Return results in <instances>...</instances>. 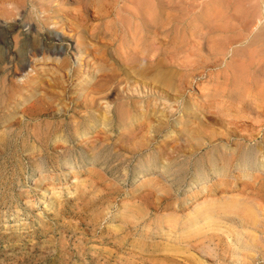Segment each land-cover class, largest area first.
<instances>
[{
  "label": "rangeland",
  "instance_id": "rangeland-1",
  "mask_svg": "<svg viewBox=\"0 0 264 264\" xmlns=\"http://www.w3.org/2000/svg\"><path fill=\"white\" fill-rule=\"evenodd\" d=\"M261 1L0 0V264H264Z\"/></svg>",
  "mask_w": 264,
  "mask_h": 264
},
{
  "label": "bare ground",
  "instance_id": "bare-ground-1",
  "mask_svg": "<svg viewBox=\"0 0 264 264\" xmlns=\"http://www.w3.org/2000/svg\"><path fill=\"white\" fill-rule=\"evenodd\" d=\"M42 1V0H41ZM44 1V0H43ZM40 2V1H39ZM261 2H263V0L261 1ZM35 3V2H34ZM48 4H51V3H48ZM39 5H40V3H39ZM46 6V5H45ZM45 6H43V7H45ZM260 6H261V4H260ZM264 6V5H263ZM37 7V6H36ZM42 7V6H41ZM47 8V7H46ZM44 11V10H43ZM45 12V11H44ZM263 13V12H262ZM263 15V14H262ZM41 20V19H40ZM46 20V19H45ZM5 22V21H4ZM48 22V21H47ZM44 23V22H43ZM45 24V23H44ZM157 24V23H156ZM6 25V24H5ZM46 25V24H45ZM264 25V24H263ZM3 26H4V24H3ZM8 26V25H7ZM11 28H13V27H11ZM50 28V27H49ZM260 28H262V27H260ZM10 29V28H9ZM14 29V28H13ZM28 29H30V28H28ZM27 29V30H28ZM45 29V28H44ZM74 29V28H73ZM26 30V29H25ZM46 30V29H45ZM65 30V29H64ZM156 30V29H155ZM260 30H262V29H260ZM0 31H2V29L0 30ZM4 31V30H3ZM20 31V30H19ZM31 31V30H30ZM50 31V30H49ZM79 31V30H78ZM158 31V30H157ZM5 33V32H4ZM27 33V32H26ZM58 33V32H57ZM25 34V33H24ZM37 34V33H36ZM35 34V35H36ZM67 34H68V32H67ZM70 34V33H69ZM264 34V33H263ZM6 36H7V32H6V34H5ZM258 35V34H257ZM262 35V33L259 35V36H261ZM37 36V35H36ZM39 36V35H38ZM58 36V35H57ZM67 36V35H66ZM69 36V35H68ZM259 36H257V37H259ZM263 36V35H262ZM1 37V36H0ZM50 37V36H49ZM54 37V36H53ZM52 37V38H53ZM70 37H71V34H70ZM7 38V37H6ZM67 38V37H66ZM73 38V37H72ZM254 38V37H253ZM253 38H251V39H253ZM2 39H3V37H2ZM11 39V38H10ZM28 39V38H27ZM36 39V38H35ZM55 39V38H54ZM62 39V38H61ZM237 39V38H236ZM255 39V38H254ZM13 40H15V39H13ZM19 40V39H18ZM17 40V41H18ZM40 40V39H39ZM89 40V39H88ZM256 40H258V39H256ZM256 40H255V43H256ZM72 41H73V39H72ZM235 41V40H234ZM251 41V40H250ZM4 42V41H3ZM217 42V41H216ZM232 42H233V40H232ZM6 43V42H5ZM22 43H24V42H22ZM36 43H38V42H36ZM86 43V42H85ZM257 43H259V42H257ZM256 43V44H257ZM9 44H10V42H9ZM12 44V43H11ZM19 44H20V42H19ZM43 44V43H42ZM16 45V44H15ZM26 45V44H25ZM29 45V44H28ZM214 44H212V46H213ZM228 45V44H227ZM230 46H233V45H231V44H229ZM255 45V44H254ZM1 46V45H0ZM85 46V45H84ZM212 46H210V47H212ZM226 46V45H225ZM9 47V46H8ZM25 48H26V46H24ZM29 47H30V45H29ZM63 47V46H62ZM62 47H61V49H62ZM100 47V46H99ZM215 47H216V45H215ZM220 47V46H219ZM227 47V46H226ZM225 47V48H226ZM11 48V47H10ZM38 48V47H37ZM101 48H102V46H101ZM108 48V47H107ZM225 48H224V50H225ZM236 48V47H235ZM8 49V48H7ZM19 48H17V50H18ZM31 49V48H30ZM43 49V48H42ZM78 49H80L81 50V48H78ZM102 49H104V47L102 48ZM228 49V48H227ZM2 50H4V49H2ZM17 50H15V51H17ZM60 50V49H59ZM74 50V49H73ZM99 50H101L100 48H99ZM212 50H213V48H211V52H212ZM218 50H219V48H218ZM14 51V50H13ZM14 51V52H15ZM21 51H23V50H21ZM29 51V50H28ZM27 51V52H28ZM33 51H34V48H33ZM62 51V50H61ZM65 51V50H64ZM228 51V50H227ZM9 52V51H8ZM18 52V51H17ZM16 52V53H17ZM58 52V51H57ZM84 52V51H83ZM88 52V51H87ZM210 52V53H211ZM220 52V51H219ZM223 52V51H222ZM19 53V52H18ZM39 53H40V51H39ZM38 53V54H39ZM45 53V52H44ZM56 53V52H55ZM61 53V52H60ZM99 53H101V52H99ZM215 53H217V52H215ZM224 53V52H223ZM238 53V52H237ZM9 54V53H8ZM36 54H37V52H36ZM175 54V53H174ZM226 54V53H225ZM224 54V55H225ZM231 54H232V52H231ZM15 55H17V54H15ZM20 55V54H19ZM30 55V54H29ZM62 55V54H61ZM60 55V56H61ZM115 55V54H114ZM215 55V54H214ZM217 55V54H216ZM31 56V55H30ZM40 56V55H39ZM52 56V55H51ZM51 56H49V57H51ZM82 56V55H81ZM13 57V56H12ZM20 57H21V55H20ZM26 57V56H25ZM37 57V56H36ZM42 57V56H41ZM45 57V56H44ZM49 57H45V58H49ZM59 57V56H58ZM79 56L77 55V58H78ZM85 57V56H84ZM83 57V58H84ZM88 57V56H87ZM104 57H105V55H104ZM1 58V57H0ZM14 58V57H13ZM54 58V57H53ZM57 58V57H56ZM80 58V57H79ZM78 58V59H79ZM86 58V57H85ZM8 59V58H7ZM38 59V58H37ZM43 59V58H42ZM52 59V58H51ZM55 59V58H54ZM60 58H58V60H59ZM76 59V58H75ZM145 59V58H144ZM144 59H142V60H144ZM14 60V59H13ZM18 60V59H17ZM32 60L33 59H31V62H32ZM35 60V59H34ZM44 60V59H43ZM47 60V59H46ZM53 60V59H52ZM57 60V61H58ZM141 60V59H140ZM139 60V61H140ZM36 61V60H35ZM42 61V60H41ZM145 61V60H144ZM20 62V61H19ZM30 62V61H29ZM160 62H161V60H160ZM34 63V62H33ZM37 63V62H36ZM40 63V62H39ZM64 63V62H63ZM126 63V62H125ZM124 63V64H125ZM153 63V62H152ZM30 64V63H29ZM45 64V63H44ZM84 64V63H83ZM85 64H88V63H85ZM33 65V64H32ZM79 65H81V64H79ZM153 65V64H152ZM88 66V65H87ZM116 66V65H115ZM246 66V65H245ZM249 66V65H248ZM81 67V66H80ZM79 67V68H80ZM157 67H160V66H157ZM166 67V66H165ZM254 67V66H253ZM54 68V67H53ZM56 68V67H55ZM146 68V67H145ZM151 68H152V66H151ZM158 69V68H157ZM164 69V68H163ZM163 69H161V71L163 70ZM240 69V68H239ZM87 70H88V68H87ZM120 70H121V68H120ZM137 70V69H136ZM155 70H156V68H155ZM83 71V70H82ZM62 72V71H61ZM77 73V72H76ZM127 73V72H126ZM125 74V73H124ZM109 76V75H108ZM108 76H107V78H108ZM112 76H114V75H112ZM112 76H110V77H112ZM127 76V75H126ZM116 77V76H115ZM125 77V76H124ZM123 77V78H124ZM61 78H62V76H61ZM69 79H70V77H69ZM139 79V78H138ZM172 79V78H171ZM79 80V79H78ZM82 80V79H81ZM107 80V79H106ZM112 80V79H111ZM114 80V79H113ZM112 80V81H113ZM31 81V80H30ZM62 81V80H61ZM109 81H110V79H109ZM136 81V80H135ZM104 83L106 82V81H103ZM116 82V81H115ZM55 83V82H54ZM66 83V82H65ZM77 83V82H76ZM106 83H109V82H106ZM127 84L129 83V82H126ZM125 83V84H126ZM62 84V83H61ZM114 84V83H113ZM121 84V83H120ZM126 84V85H127ZM59 85V84H58ZM108 85H110V83L108 84ZM115 85V84H114ZM119 85V84H118ZM133 85H135V84H133ZM99 86V85H98ZM104 86V85H103ZM125 86V85H124ZM55 87V86H54ZM96 87V86H95ZM107 87V86H106ZM115 86H113V88H114ZM117 87H119V86H117ZM171 87V86H170ZM111 88V87H110ZM120 88H122V87H120ZM172 88V87H171ZM93 89V88H92ZM96 89V88H95ZM84 90V89H83ZM88 91V90H87ZM99 91H101V90H99ZM136 91V90H135ZM134 91V92H135ZM138 91V90H137ZM152 91V90H151ZM61 92V91H60ZM76 92H77V90H76ZM88 93V92H87ZM122 93V92H121ZM124 93V92H123ZM128 93V92H127ZM155 93V92H154ZM156 93H158V92H156ZM155 93V94H156ZM58 94V93H57ZM89 94V93H88ZM96 94V93H95ZM105 94H107V92L106 93H104V95ZM46 95V94H45ZM54 95V94H53ZM60 95V94H59ZM76 95V94H75ZM108 95H109V93H108ZM111 95H113V94H111ZM161 96V95H160ZM53 97V96H52ZM60 97V96H59ZM40 98H43V97H40ZM39 98V99H40ZM81 98H82V96H81ZM126 98V97H125ZM10 100V99H9ZM50 100V99H49ZM72 100H75V99H72ZM144 100V99H143ZM40 101H42V100H40ZM58 101V100H57ZM65 101V100H64ZM77 101V100H76ZM116 101V100H115ZM158 101V100H157ZM167 101V100H166ZM52 102V101H51ZM107 102V101H106ZM154 102V101H153ZM152 102V103H153ZM156 102V101H155ZM41 103H44V102H41ZM46 103V102H45ZM111 103V102H110ZM37 104V103H36ZM45 105V104H44ZM143 105V104H142ZM154 105V104H153ZM49 106V105H48ZM86 106V105H85ZM192 106V105H191ZM42 108H43V106H41ZM45 107V106H44ZM105 107H106V105H105ZM104 107V108H105ZM142 107V106H141ZM189 107V106H188ZM264 107V106H263ZM47 108V107H46ZM65 108H67L66 106H65ZM155 108V107H154ZM153 108V109H154ZM37 109V108H36ZM40 110H41V108H39ZM185 109V108H184ZM264 109V108H263ZM31 110V109H30ZM39 110V111H40ZM43 110V109H42ZM111 110V109H110ZM155 110H156V108H155ZM260 110V109H259ZM262 110V109H261ZM260 110V111H261ZM35 111V110H34ZM39 111H37V112H39ZM103 111V110H102ZM144 111V110H143ZM188 111H189V109H188ZM49 112V111H48ZM59 112V111H58ZM107 112V111H106ZM142 112V111H141ZM146 112V111H145ZM196 112V111H195ZM32 113V112H31ZM51 113V112H50ZM148 113H149V111H148ZM191 113H193V112H191ZM203 113V112H202ZM247 113H249V112H247ZM251 113V112H250ZM254 113V112H253ZM252 113V114H253ZM258 113V112H257ZM24 114V113H23ZM27 114V113H26ZM25 114V115H26ZM30 114V113H29ZM36 114V113H35ZM220 114V113H219ZM256 114V113H255ZM41 115V114H40ZM52 115V114H51ZM50 115V116H51ZM152 115V114H151ZM200 115V114H199ZM212 115V114H211ZM226 115V114H225ZM230 115V114H229ZM245 115V114H244ZM258 115V114H257ZM182 116V115H181ZM227 116V115H226ZM32 117V116H31ZM56 117V116H55ZM153 117V116H152ZM167 117H169L168 115H167ZM184 117H185V115H184ZM247 117V116H246ZM25 118H27V117H25ZM103 118V117H102ZM197 118V117H196ZM209 118V117H208ZM220 118H221V116H220ZM219 117H217V116H211V119H214V120H216V121H218V122H220V125L222 124V123H225L222 119H220ZM242 118H244V117H242ZM248 118V117H247ZM34 119V118H33ZM37 119V118H36ZM39 119V118H38ZM60 119V118H59ZM165 119V118H164ZM55 120H56V118H55ZM94 120V119H93ZM167 120V119H166ZM244 120V119H243ZM54 121V120H53ZM141 121V120H140ZM146 121V120H145ZM165 121V120H164ZM212 121V120H211ZM232 121V120H231ZM237 121H240V120H237ZM92 122V121H91ZM222 122V123H221ZM163 123V122H162ZM177 124V123H176ZM253 124V123H252ZM169 125V124H168ZM167 125V126H168ZM205 125V124H204ZM259 125V124H258ZM184 126V125H183ZM151 127V126H150ZM191 127V126H190ZM230 126H226L225 128H227V130H228V128H229ZM244 127H245V125H235L232 129L231 128H229V131L227 132V136L229 137L228 139H229V141L232 139V138H234L235 140L237 139V138H239L238 140L239 141H241V140H245V139H247L248 140V142L249 143H252V142H254L253 140V136H250V137H248L247 138V136H245L244 134H242L243 132H242V129H244ZM162 128V127H161ZM161 128H158V129H161ZM165 128H166V126H165ZM180 128V127H179ZM197 128V127H196ZM199 128V127H198ZM91 130V129H90ZM200 131V130H199ZM198 131V132H199ZM212 131V130H211ZM152 133V132H151ZM161 133V132H160ZM203 133V132H202ZM200 134V133H199ZM205 134V133H204ZM56 135V134H55ZM61 135V134H60ZM147 135V134H146ZM174 135V134H173ZM211 135V134H210ZM218 134H216V136H217ZM221 135V134H220ZM57 136V135H56ZM59 136V135H58ZM57 136V137H58ZM178 136V135H177ZM202 136H206V134L205 135H202ZM148 137V136H147ZM156 137V136H155ZM154 137V138H155ZM168 137V136H167ZM171 137H172V135H171ZM201 137V136H200ZM208 137V136H207ZM220 137V136H219ZM86 138V137H85ZM193 138V137H192ZM214 138V137H213ZM259 138V137H258ZM135 139V138H134ZM151 139V138H150ZM211 139V138H210ZM210 139H208V141H206V142H204L203 143V147H205V148H208L209 146H212V147H214V146H216V144H215V142H216V140L217 139H214V140H210ZM92 140V139H91ZM110 140V139H109ZM174 140V139H173ZM19 141V140H18ZM61 141V140H60ZM147 141H148V139H147ZM86 142H87V140H86ZM146 142V141H145ZM169 142V141H168ZM171 142V141H170ZM173 142V141H172ZM189 141H187L186 143H188ZM191 142V141H190ZM135 143V142H134ZM151 143H153V142H151ZM192 143V142H191ZM200 143V142H199ZM230 143V142H229ZM17 144V143H16ZM159 144V143H158ZM162 144V143H161ZM166 144H167V142H166ZM190 144V143H189ZM148 145V144H147ZM169 145H171V144H169ZM191 145V144H190ZM248 145V144H247ZM85 146V145H84ZM124 146V145H123ZM131 146V145H130ZM158 146V145H157ZM184 145H181V144H179V145H177V146H174V147H172V148H165L164 149V151H160V157L162 156L163 158H166V160H168L169 159V157H171V156H174V155H182V156H186V157H191L193 154H195V152L194 151H192L191 153H186L187 151H186V147H183ZM198 146V145H197ZM234 146V145H233ZM103 147V146H102ZM119 147V146H118ZM165 147V146H164ZM128 148V147H127ZM137 148V147H136ZM160 148V147H159ZM162 148V147H161ZM189 148V147H188ZM78 149V148H77ZM121 149V148H120ZM124 149V148H123ZM131 149H133V148H131ZM131 149H129V150H131ZM158 149V148H157ZM137 150V149H136ZM139 150V149H138ZM86 152V151H85ZM120 152V151H119ZM123 152V151H122ZM1 153V152H0ZM250 152H247L246 150H244L243 148H241L239 145H237V148L234 150V152L231 154V156L229 157V158H225L224 159V162H223V168H224V171H226V169H228V170H230V168L231 167H235V166H238L239 168L241 167L243 170H256V169H258L259 167L258 166H263L264 167V152H260V156H258L259 158L257 159L256 158V156H253L254 158H250L251 156H249V155H247V154H249ZM256 153H258V155H259V150H257L256 149ZM30 154V153H29ZM128 154V153H127ZM131 154V153H130ZM253 154V153H252ZM13 155V154H12ZM94 155V154H93ZM254 155H256L255 154V151H254ZM135 156V155H134ZM93 158V157H92ZM125 158V157H124ZM129 158V157H128ZM192 158V157H191ZM177 159V158H176ZM36 161V160H35ZM160 161H161V158H160ZM175 161V160H174ZM218 161H219V158L218 159H215V160H213V162H212V166L213 167H216V166H214V165H216L217 163H218ZM37 162V161H36ZM177 162V161H176ZM166 163V162H165ZM14 164V163H13ZM116 164V163H115ZM162 164V163H161ZM185 164V163H184ZM190 164V163H189ZM73 165V164H72ZM8 166V165H7ZM91 166V165H90ZM253 167V168H252ZM93 168V167H92ZM223 168H221V169H218V170H213L214 172L213 173H215V172H219V171H222L223 170ZM62 169V168H61ZM82 169V168H81ZM162 169V168H161ZM77 170V169H76ZM102 170H103V168H102ZM105 170V169H104ZM110 170V169H109ZM156 170V169H155ZM206 170V169H205ZM240 170V169H239ZM74 171V170H73ZM164 171V170H163ZM211 171V170H210ZM242 171V170H241ZM125 172V171H124ZM180 172V171H179ZM187 172H188V170H187ZM251 172V171H250ZM254 172V171H253ZM252 172V173H253ZM263 172V171H262ZM52 173V172H51ZM104 173V172H103ZM169 173V172H168ZM177 173V172H176ZM212 173V174H213ZM77 174V173H76ZM146 174V173H145ZM69 175V174H68ZM128 175H129V173H128ZM153 175V174H152ZM53 176V175H52ZM261 176V175H260ZM128 177V176H127ZM174 177V176H173ZM172 177V178H173ZM219 177V176H218ZM239 177V176H238ZM26 178V177H25ZM91 178V177H90ZM129 178V177H128ZM145 178V177H144ZM163 178V177H162ZM92 179V178H91ZM65 180V179H64ZM94 180V179H93ZM141 180V179H140ZM155 180V179H154ZM167 180V179H166ZM210 180V179H209ZM251 180V179H250ZM97 181V180H96ZM76 182V181H75ZM106 182V181H105ZM140 182V181H139ZM239 182V181H238ZM237 182V183H238ZM79 183V182H78ZM168 183V182H167ZM178 183V182H177ZM185 183V182H184ZM73 184V183H72ZM195 184H196V182H193L192 183V185H193V187L195 186ZM83 185V184H82ZM171 185V184H170ZM245 185V184H244ZM249 185V184H248ZM233 186V185H232ZM238 186H240V185H238ZM250 186V185H249ZM260 186H262V185H260ZM171 187V186H170ZM246 187V186H245ZM187 188V187H186ZM12 189V188H11ZM60 189V188H59ZM196 189V188H195ZM236 189V188H235ZM244 189V188H243ZM252 189V188H251ZM13 190H14V188H13ZM89 190V189H88ZM138 190V189H137ZM194 190V189H193ZM240 190V189H239ZM260 190H262V188H260ZM174 191V190H173ZM180 191V190H179ZM231 192V191H230ZM237 192V191H236ZM91 193V192H90ZM144 193V192H143ZM173 193H175V191L173 192ZM76 194V193H75ZM148 194V193H147ZM147 194H145L144 196H146ZM239 194H240V192H239ZM93 195V194H92ZM131 195V194H130ZM149 195V194H148ZM252 195V194H251ZM70 196V195H69ZM109 196V195H108ZM152 196V195H151ZM151 196H149V197H151ZM237 196V195H236ZM242 196H243V194H242ZM241 196V197H242ZM261 196V195H260ZM74 197V196H73ZM138 197V196H137ZM140 197H141V194H140ZM204 197V196H203ZM222 197V196H221ZM248 197H249V195H248ZM134 198V197H133ZM143 198V197H142ZM141 198V199H142ZM146 198H147V196H146ZM207 198V197H206ZM212 198V197H211ZM244 198V197H243ZM72 199V198H71ZM154 199V198H153ZM178 199V198H177ZM106 200V199H105ZM128 200V199H127ZM130 200V199H129ZM193 200V199H192ZM212 200V199H211ZM246 200V199H245ZM80 201V200H79ZM146 201H148V200H146ZM151 201V200H150ZM154 201V200H153ZM162 201V200H161ZM164 201V200H163ZM237 201H240V200H237ZM102 202H104V201H102ZM137 202V201H136ZM178 202H180V201H178ZM197 202V201H196ZM220 202V201H219ZM143 203V202H142ZM162 204V203H161ZM237 204H238V202H237ZM258 204H260V202L258 203ZM68 205V204H67ZM105 205V204H104ZM127 205V204H126ZM139 205V204H138ZM150 205V204H149ZM178 205V204H177ZM236 205V204H235ZM145 206V205H144ZM187 206V205H186ZM228 206V205H227ZM226 206V207H227ZM237 206V205H236ZM245 206V205H244ZM65 207V206H64ZM141 207V206H140ZM159 207V206H158ZM222 207V206H221ZM235 207V206H234ZM246 207V206H245ZM249 207V206H248ZM245 208V209H249V208ZM256 207V206H255ZM259 207V206H258ZM146 208V207H145ZM153 208H154V206H153ZM187 208V207H186ZM219 208H220V204H219ZM229 208V207H228ZM86 209V208H85ZM147 209V208H146ZM149 209V208H148ZM147 209V210H148ZM223 209H224V207H223ZM98 210V209H97ZM125 210V209H124ZM126 210H128L129 211V209H126ZM136 210V209H135ZM242 210V209H241ZM131 211V210H130ZM158 211V210H157ZM163 211V210H162ZM224 211V210H223ZM243 211H245V210H243ZM242 211V212H243ZM262 211V210H261ZM67 212V211H66ZM120 212H123V211H120ZM125 212H127V211H125ZM136 212V211H135ZM160 212V211H159ZM208 212V211H207ZM236 212V211H235ZM258 212H260V211H258ZM70 213V212H69ZM114 213V212H113ZM164 213V212H163ZM212 213V212H211ZM226 213V212H225ZM230 213V212H229ZM232 213V212H231ZM255 213H256V211H255ZM77 214V213H76ZM134 214V213H133ZM181 214V213H180ZM199 214V213H198ZM207 214V213H206ZM243 214H245V213H243ZM259 214V213H258ZM87 215H89V214H87ZM131 215H132V212H131ZM179 215V214H178ZM224 215V214H223ZM229 215V214H228ZM114 216V215H113ZM138 216V215H137ZM262 216V215H261ZM260 216V217H261ZM123 217V216H122ZM178 217V216H177ZM180 217V216H179ZM187 217V216H186ZM204 217V216H203ZM214 217V216H213ZM217 217V216H216ZM220 217V216H219ZM225 217V216H224ZM227 217V216H226ZM135 218H138V217H135ZM238 218V217H237ZM109 219V218H108ZM132 219V218H131ZM130 219V220H131ZM139 219V218H138ZM141 219V218H140ZM152 219V218H151ZM150 219V220H151ZM159 219H160V217H159ZM195 219V218H194ZM207 219H209L208 217H207ZM206 219V220H207ZM219 219H221V218H219ZM219 219H217V221L219 220ZM83 220V219H82ZM136 220V219H135ZM147 220V219H146ZM153 220V219H152ZM151 220V221H152ZM172 220H173V218H172ZM175 220V219H174ZM205 220V221H206ZM233 220V219H232ZM150 221V222H151ZM157 221V220H156ZM159 221V220H158ZM161 221H162V219H161ZM170 221V220H169ZM191 221H193V220H191ZM230 221V220H229ZM235 221V220H234ZM239 220H237V222H238ZM255 221V220H254ZM83 222V221H82ZM183 222V221H182ZM187 222V221H186ZM202 222V221H201ZM221 222H223V220H221ZM225 222H227V221H225ZM232 222V221H231ZM86 223V222H85ZM124 223V222H123ZM144 223H145V221L143 222V225H144ZM148 223V222H147ZM153 223V222H152ZM156 223V222H155ZM154 223V224H155ZM162 222H160V224H161ZM214 223V222H213ZM228 223V222H227ZM251 223V222H250ZM121 224V223H120ZM127 224V223H126ZM139 224V223H138ZM169 224V223H168ZM253 224V223H252ZM60 225V224H59ZM102 225H103V223H102ZM128 225V224H127ZM148 225V224H147ZM151 225V224H150ZM149 225V226H150ZM198 225V224H197ZM224 225V224H223ZM237 225V224H236ZM43 226V225H42ZM67 226V225H66ZM126 226V225H125ZM161 226V225H160ZM169 226V225H168ZM188 226V225H187ZM211 227H212V225H210ZM220 226V225H219ZM243 226V225H242ZM99 227V226H98ZM111 227H112V225H111ZM124 227V226H123ZM156 227V226H155ZM154 227V228H155ZM177 227V226H176ZM195 227V226H194ZM205 227V226H204ZM204 227H203V229H204ZM208 227V226H207ZM215 227V226H214ZM227 227V226H226ZM225 227V228H226ZM84 228V227H83ZM109 228V227H108ZM136 228V227H135ZM142 228V227H141ZM188 228V227H187ZM197 229H196V231L198 230V227H196ZM200 228V227H199ZM210 228V227H209ZM208 228V229H209ZM217 228V227H216ZM229 228V227H228ZM240 227L238 226V229H239ZM74 229V228H73ZM78 229V228H77ZM119 229V228H118ZM128 229H130L129 227H128ZM181 229V228H180ZM189 229V228H188ZM207 229V228H206ZM237 229V228H236ZM75 230V229H74ZM87 230V229H86ZM117 230V229H116ZM115 230V231H116ZM211 230V229H210ZM214 230V229H213ZM38 231V230H37ZM96 231V230H95ZM113 231V230H112ZM118 231V230H117ZM137 231V230H136ZM153 231V230H152ZM192 231H193V229H192ZM236 231H238V230H236ZM245 231V230H244ZM77 232V231H76ZM98 232V231H97ZM100 232V231H99ZM108 232V231H107ZM159 232V231H158ZM166 232V231H165ZM175 232V231H174ZM210 232V231H209ZM239 232V231H238ZM242 232V231H241ZM53 233V232H52ZM93 233V232H92ZM127 233V232H126ZM129 233H130V231H129ZM205 233V232H204ZM244 233V232H243ZM18 234V233H17ZM96 234H98V233H96ZM108 234V233H107ZM119 234V233H118ZM174 234V233H173ZM196 234V233H195ZM199 234H200V232H199ZM207 234V233H206ZM224 234V233H223ZM129 235V234H128ZM201 235V234H200ZM249 235V234H248ZM3 236V235H2ZM10 236V235H9ZM113 236V235H112ZM207 237H209L208 235H206ZM212 236L214 237L215 235H213L212 234ZM256 236V235H255ZM64 237H65V235H64ZM133 237V236H132ZM138 237V236H137ZM140 237V236H139ZM181 237V236H180ZM246 237V236H245ZM75 238V237H74ZM112 238V237H111ZM178 238V237H177ZM210 238V237H209ZM215 238V237H214ZM217 238V237H216ZM223 238V237H222ZM77 240H78V238H76ZM118 239V238H117ZM174 239V238H173ZM201 239H202V237H201ZM207 239V238H206ZM126 240V239H125ZM146 240H147V238H146ZM175 240V239H174ZM212 240V239H211ZM242 240V239H241ZM255 240V239H254ZM178 241V240H177ZM203 241H204V239H203ZM209 241V240H208ZM243 241V240H242ZM249 241H251L250 239H249ZM253 241V240H252ZM170 242V241H169ZM186 242V241H185ZM201 242V241H200ZM199 242V243H200ZM214 242V241H213ZM240 242V241H239ZM127 243V242H126ZM143 243V242H142ZM142 243H141V245H142ZM149 243V242H148ZM163 243V242H162ZM192 243H195V242H192ZM191 242H190V244H192ZM203 243V242H202ZM217 243V242H216ZM69 244V243H68ZM156 244H157V242H156ZM187 244H189V243H187ZM189 244V246H191ZM204 244V243H203ZM201 245V246H205V247H207L206 245ZM210 244V243H209ZM244 244V243H243ZM254 244V243H253ZM252 244V245H253ZM111 245H113V244H111ZM123 245V244H122ZM126 245V244H125ZM135 245V244H134ZM195 244H193V246H194ZM199 245V244H198ZM238 245V244H237ZM237 245H235V246H237ZM117 246V245H116ZM150 246V245H149ZM182 246V245H181ZM193 246H191L190 248H192ZM196 246V245H195ZM249 246V245H248ZM153 247V246H152ZM156 247H157V245H156ZM212 247V246H211ZM121 248V247H120ZM189 248V247H188ZM189 248V249H190ZM197 249H198V247H196ZM204 248V247H203ZM224 248V247H223ZM248 248V247H247ZM134 249V248H133ZM159 249V248H158ZM212 249H213V247H212ZM211 249V250H212ZM218 249V248H217ZM116 250V249H115ZM127 250V249H126ZM137 250V249H136ZM156 250V249H155ZM193 250H194V247H193ZM200 250H202L203 251V249H200ZM199 249L196 251V252H198V251H200ZM206 250V249H205ZM209 250V249H208ZM119 251V250H118ZM153 251H154V249H153ZM169 251V250H168ZM252 251V250H251ZM140 252V251H139ZM143 252H144V250H143ZM161 252V251H160ZM170 252V251H169ZM180 252H182V251H180ZM205 252V251H204ZM238 252V251H237ZM244 252V251H243ZM75 253V252H74ZM148 253V252H147ZM150 253V252H149ZM156 253V255H157V252H155ZM167 253V252H166ZM174 253V252H173ZM190 253V252H189ZM199 253V252H198ZM242 252L240 251V254H241ZM145 254V253H144ZM191 254V253H190ZM196 255H197V253H195ZM200 254V253H199ZM201 254H202V252H201ZM200 254V255H201ZM10 255V254H9ZM149 255V254H148ZM180 254H179V251H178V256H179ZM182 255V254H181ZM180 255V256H181ZM194 255V254H193ZM192 255V256H193ZM203 255H204V253H203ZM177 256V258L179 259V257ZM191 256V257H192ZM195 256V255H194ZM241 256H243V255H241ZM261 256H263V255H261ZM139 257V256H138ZM145 257V256H144ZM148 257V256H147ZM154 257V256H153ZM190 257V258H191ZM166 258H168V257H166ZM177 258H176V261H178L177 260ZM196 258V257H195ZM195 258H193L192 257V260L193 259H195ZM205 258V257H204ZM203 258V259H204ZM240 258V257H239ZM263 258V257H262ZM140 259V258H139ZM146 259V258H145ZM170 259H173V258H170ZM32 260V259H31ZM175 260V259H174ZM190 260V259H189ZM19 261V260H18ZM106 261H107V259H106ZM195 261H198V260H195ZM238 261V260H237ZM243 261V260H242ZM189 262H191V261H189ZM189 262H188V264H189ZM227 262V261H226ZM230 262V261H229ZM228 262V263H229ZM239 262H241L240 260H239ZM30 263V262H29ZM122 263V262H121ZM157 263H159V262H157ZM177 263V262H176ZM179 263V262H178ZM198 263H199V261H198ZM205 263H206V261H205ZM225 263V262H224ZM25 264V263H24ZM27 264V263H26ZM123 264V263H122ZM161 264V263H160ZM170 264V263H169ZM181 264H183V263H181ZM185 264V263H184ZM192 264V263H191ZM194 264H196V263H194ZM217 264V263H216ZM241 264V263H240ZM256 264V263H255Z\"/></svg>",
  "mask_w": 264,
  "mask_h": 264
}]
</instances>
